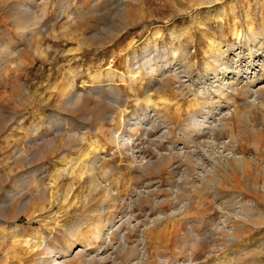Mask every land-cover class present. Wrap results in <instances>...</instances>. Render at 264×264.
<instances>
[{
  "label": "rangeland",
  "instance_id": "obj_1",
  "mask_svg": "<svg viewBox=\"0 0 264 264\" xmlns=\"http://www.w3.org/2000/svg\"><path fill=\"white\" fill-rule=\"evenodd\" d=\"M0 264H264V0H0Z\"/></svg>",
  "mask_w": 264,
  "mask_h": 264
}]
</instances>
